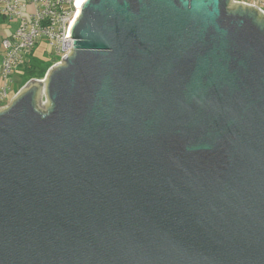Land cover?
Returning a JSON list of instances; mask_svg holds the SVG:
<instances>
[{
    "label": "water",
    "instance_id": "obj_1",
    "mask_svg": "<svg viewBox=\"0 0 264 264\" xmlns=\"http://www.w3.org/2000/svg\"><path fill=\"white\" fill-rule=\"evenodd\" d=\"M79 6L72 52L0 110V264H264V14Z\"/></svg>",
    "mask_w": 264,
    "mask_h": 264
},
{
    "label": "built area",
    "instance_id": "obj_2",
    "mask_svg": "<svg viewBox=\"0 0 264 264\" xmlns=\"http://www.w3.org/2000/svg\"><path fill=\"white\" fill-rule=\"evenodd\" d=\"M78 1L0 0V14L19 22L14 33L1 41L0 73L3 85L0 88V99L9 97L12 91L11 76L14 73L23 74L41 41L46 40V45L59 58L52 66L62 63L72 52L73 38L70 32L81 7ZM232 2L254 7L264 14V0H232ZM24 87L25 85L20 88Z\"/></svg>",
    "mask_w": 264,
    "mask_h": 264
},
{
    "label": "rangeland",
    "instance_id": "obj_3",
    "mask_svg": "<svg viewBox=\"0 0 264 264\" xmlns=\"http://www.w3.org/2000/svg\"><path fill=\"white\" fill-rule=\"evenodd\" d=\"M260 17L264 19L263 15H260ZM9 20L10 19H7V20L0 19V47H1V41L5 37H7V35L10 32L12 33L18 28V24H19L18 20L16 19L10 20V21ZM35 51H36V55L42 57L43 59L44 58L51 59V58H54V56H56L54 53H52V49L48 47V45H46V40L41 41L38 44L37 49ZM11 78H12V82L10 83V85L12 84V91L8 95L9 97H7L6 99H0V110H2L4 107L8 106L11 103L12 99L16 96L17 92L22 90L20 87H23V85H25L23 90L26 88H30L31 84L34 81L36 80L42 81L45 78V76L43 78H30L29 79L28 76H24L19 73H14L11 76ZM45 84H40L38 86V96H37L38 108L42 110H46L47 107L49 106V100H48V95H47ZM2 85H3V79L0 73V88Z\"/></svg>",
    "mask_w": 264,
    "mask_h": 264
},
{
    "label": "trees",
    "instance_id": "obj_4",
    "mask_svg": "<svg viewBox=\"0 0 264 264\" xmlns=\"http://www.w3.org/2000/svg\"><path fill=\"white\" fill-rule=\"evenodd\" d=\"M6 18L5 16H2ZM59 60L58 57L54 56L51 59H43L36 55V51L30 58L28 65L25 67L22 75L30 78H43L48 69ZM18 91V90H17Z\"/></svg>",
    "mask_w": 264,
    "mask_h": 264
},
{
    "label": "crops",
    "instance_id": "obj_5",
    "mask_svg": "<svg viewBox=\"0 0 264 264\" xmlns=\"http://www.w3.org/2000/svg\"><path fill=\"white\" fill-rule=\"evenodd\" d=\"M0 19H1V20H7V18H3L1 14H0ZM10 20H15V19H10ZM10 20H9V21H10ZM13 33H14V32H12V33L10 32V33L7 35V37H8V36H11ZM1 57H2V47H0V61H1Z\"/></svg>",
    "mask_w": 264,
    "mask_h": 264
},
{
    "label": "bare ground",
    "instance_id": "obj_6",
    "mask_svg": "<svg viewBox=\"0 0 264 264\" xmlns=\"http://www.w3.org/2000/svg\"><path fill=\"white\" fill-rule=\"evenodd\" d=\"M83 0H79L78 3L80 4ZM82 6V5H81ZM81 8V7H80ZM79 8L78 12H77V16L79 15V12L81 11V9Z\"/></svg>",
    "mask_w": 264,
    "mask_h": 264
}]
</instances>
